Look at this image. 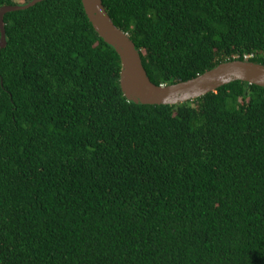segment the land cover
Here are the masks:
<instances>
[{"label": "trees", "instance_id": "16d2710c", "mask_svg": "<svg viewBox=\"0 0 264 264\" xmlns=\"http://www.w3.org/2000/svg\"><path fill=\"white\" fill-rule=\"evenodd\" d=\"M102 2L156 85L264 65V0ZM4 26L0 264H264V87L137 104L81 0Z\"/></svg>", "mask_w": 264, "mask_h": 264}, {"label": "water", "instance_id": "95a60500", "mask_svg": "<svg viewBox=\"0 0 264 264\" xmlns=\"http://www.w3.org/2000/svg\"><path fill=\"white\" fill-rule=\"evenodd\" d=\"M43 0L0 7V50L6 46L4 15L26 9ZM84 11L99 36L111 45L120 58L119 83L124 96L137 104H177L192 100L235 80L264 87V65L231 60L194 78L169 85L154 84L143 66L141 55L128 34L117 27L102 0H81Z\"/></svg>", "mask_w": 264, "mask_h": 264}]
</instances>
